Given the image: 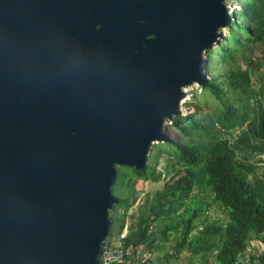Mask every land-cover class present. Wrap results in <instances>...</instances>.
<instances>
[{
	"label": "water",
	"instance_id": "obj_1",
	"mask_svg": "<svg viewBox=\"0 0 264 264\" xmlns=\"http://www.w3.org/2000/svg\"><path fill=\"white\" fill-rule=\"evenodd\" d=\"M226 2L0 0V264L102 263L118 168L208 86Z\"/></svg>",
	"mask_w": 264,
	"mask_h": 264
},
{
	"label": "trees",
	"instance_id": "obj_2",
	"mask_svg": "<svg viewBox=\"0 0 264 264\" xmlns=\"http://www.w3.org/2000/svg\"><path fill=\"white\" fill-rule=\"evenodd\" d=\"M235 3L239 9L228 29L229 35L208 51L207 71L212 78L203 88L222 105V110L215 120L204 117L205 123L194 119V114L184 116L185 121L176 118L173 127L182 137L170 135L172 140L150 155L143 171L119 169L113 188L119 203L110 211L109 236L118 220L117 208L127 210L131 205L134 188L128 189L125 197L116 193L128 177L160 182L163 176L171 175L148 209L138 210L136 222L128 226L124 239L125 248L134 252L141 246L148 251L160 250V241H167L172 231L179 232L173 250H167L160 258L163 262H171L188 247L192 256L215 253L216 264H264V170L260 172L259 167L263 159L255 158L256 154L264 155V83L254 85L256 74L264 67V0H235ZM258 48L263 56L253 64L252 55ZM239 59L244 61L245 68L237 64ZM216 123L227 131H241L233 142L220 139L212 129ZM197 131L207 138L206 142L193 143L187 138ZM169 145L174 150L170 151ZM168 151L175 160H169L163 171L156 172L162 153ZM249 157L256 159L255 164L246 160ZM195 187L202 194L205 188L209 189L213 201L228 215L225 223L208 222L207 216L196 221L208 204L195 206L198 204L193 197ZM189 200L190 206L180 213ZM158 219L163 220L164 226L154 231L153 223ZM123 228L121 223L118 232ZM158 233L162 236L158 237ZM251 240L260 241L261 253L248 252Z\"/></svg>",
	"mask_w": 264,
	"mask_h": 264
},
{
	"label": "rangeland",
	"instance_id": "obj_3",
	"mask_svg": "<svg viewBox=\"0 0 264 264\" xmlns=\"http://www.w3.org/2000/svg\"><path fill=\"white\" fill-rule=\"evenodd\" d=\"M229 10L231 12H235L237 9H239V6L235 3V0H227L226 2ZM225 36L229 35V31L226 30L224 32ZM216 47V46H215ZM248 53V52H247ZM252 61L253 64L255 62H258V58L262 57V49L258 48L256 49L255 54L252 55ZM240 67L245 68V63L243 60L239 59L237 62ZM254 85L255 86H260L261 82L264 83V67L256 74L255 79H254ZM197 86H193L188 88L187 94L188 97L184 100L183 104V115L182 116H177L173 120H169L168 123V132L172 137H182L180 133H178L175 128L173 127V121L176 118H181V120L185 119L183 118L186 115L189 114H194V119H196L200 123H205L206 120H204V117H208L210 119L215 120L216 114H218L222 110V105L212 96V94L206 92L207 90H203ZM214 132H216V135L220 139H228L230 142H233L239 135L240 129H234L227 131L223 129L222 125L219 123H216V126L212 128ZM185 137V136H184ZM189 140H191L193 143H204L206 142L207 138L199 131L193 133V136H187ZM209 139V138H208ZM163 143L166 142H155L151 145V154L156 153L157 148L160 146H164ZM168 149L170 151L174 150L173 147L170 145L168 146ZM241 159L243 156H240ZM255 158H262L263 162H259V167L260 172L264 170V155H255ZM255 158H248L249 162H254L255 164ZM169 160H175L174 155L171 152H163L160 161H158V164L156 165L155 171H163L164 167L168 164ZM124 168V167H119L118 168V177H119V169ZM129 169V168H128ZM127 171V168L125 169ZM163 176V180L160 182H152L151 180L143 181V180H135L134 178H127L125 180L124 186H120L117 188L116 193L120 195L121 197H125V195L128 193L126 192L130 188H134L135 192L130 198L131 205L130 207L125 210V208H117L115 211V214L118 216V220L114 226V230L112 233L113 237H118L119 236V226L121 223H124V228L126 231L128 230V226L131 224H134L136 222L137 218V213L139 211H145L148 209L149 205L151 204L153 197L156 195L157 192H161L164 190L165 183L170 181L171 175L168 177ZM118 181V179H117ZM117 183V182H116ZM205 193H199V190L195 187L193 191V197L198 199V204L196 203L195 206H199L202 203H207L208 206L206 208L205 213H203L200 218L196 219L197 220H203L205 216H207L206 221L208 222H218V223H225L228 219L227 213L220 207L219 204L215 203L213 201V195L211 192H209L208 188L204 189ZM190 200L186 202L185 206L180 210V213H184L186 209L190 206ZM161 219V218H160ZM158 219V220H160ZM156 221L153 223V230L154 231H160L162 227L164 226L163 220ZM158 237H161L162 234L158 233ZM179 232L177 231H172L170 232L169 238L167 241H160V250L158 249H152L150 250V262L153 264H156L157 258L164 256V253L167 250H173V246L177 243L179 239ZM157 243V242H156ZM155 243V244H156ZM138 254L142 255L144 250L146 249V246H141L138 248ZM248 252H258L261 253L262 251V244L260 241L256 240H251L250 245L248 247ZM131 254V252H130ZM148 254V253H147ZM185 255V250H183L178 256L183 257ZM192 257V263L191 264H200L202 260V264H216V258H215V253H206L205 255H196V256H191ZM189 264L190 260H187L186 257L182 260L181 264ZM129 264V263H128Z\"/></svg>",
	"mask_w": 264,
	"mask_h": 264
},
{
	"label": "built area",
	"instance_id": "obj_4",
	"mask_svg": "<svg viewBox=\"0 0 264 264\" xmlns=\"http://www.w3.org/2000/svg\"><path fill=\"white\" fill-rule=\"evenodd\" d=\"M126 234L127 231L122 229L118 237L108 235L101 264H128L127 260L131 249L125 248L124 239Z\"/></svg>",
	"mask_w": 264,
	"mask_h": 264
},
{
	"label": "crops",
	"instance_id": "obj_5",
	"mask_svg": "<svg viewBox=\"0 0 264 264\" xmlns=\"http://www.w3.org/2000/svg\"><path fill=\"white\" fill-rule=\"evenodd\" d=\"M138 248L139 247H137V250H135L136 252H134V250H131V254L128 257L129 264H152L150 262V257H149L150 251L144 250L142 255L141 254L139 255L138 254L139 253ZM262 249H263V247H262ZM190 255H191L190 249L187 247L185 249V255H183V257L177 256L175 259L171 260V262H163V260L160 259L163 256V254H162V256L157 258L156 264H181L184 257H186L187 260H190L189 264H191L193 259H192V257H190ZM186 264H187V262H186Z\"/></svg>",
	"mask_w": 264,
	"mask_h": 264
},
{
	"label": "bare ground",
	"instance_id": "obj_6",
	"mask_svg": "<svg viewBox=\"0 0 264 264\" xmlns=\"http://www.w3.org/2000/svg\"><path fill=\"white\" fill-rule=\"evenodd\" d=\"M184 107L182 106V109H183ZM184 110V109H183Z\"/></svg>",
	"mask_w": 264,
	"mask_h": 264
}]
</instances>
